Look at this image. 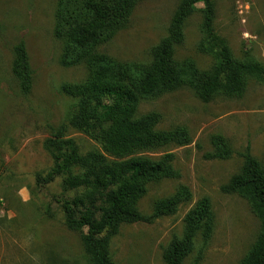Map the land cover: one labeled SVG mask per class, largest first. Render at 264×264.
Listing matches in <instances>:
<instances>
[{"label": "rangeland", "instance_id": "374dc122", "mask_svg": "<svg viewBox=\"0 0 264 264\" xmlns=\"http://www.w3.org/2000/svg\"><path fill=\"white\" fill-rule=\"evenodd\" d=\"M215 33L228 43L237 60L251 57L264 65V0H213ZM181 0H140L128 24L98 48L125 62L148 63L151 49L167 34ZM58 0H0V264H90L82 243L85 229H69L61 201L62 179H42L53 166L45 141L67 122L74 100L62 84L88 76L86 65L60 63L63 42L54 35ZM202 4L186 19L178 61L192 59L200 70L214 63L202 53ZM23 42L32 69V85L24 94L12 73L15 46ZM161 115L158 128L184 126L188 142L151 153L172 155L174 176L151 182L139 200L148 215L159 198L179 196L174 213L151 222L123 223L110 238L113 264H165L163 254L184 231L185 217L196 205L209 203L214 217L210 239L198 237L183 264H240L255 242L260 223L246 199L222 191L244 166V154L264 165V84L250 79L241 96H216L209 102L181 87L143 101L139 113ZM81 153L100 149L85 134L63 131ZM229 144L228 158L215 156L213 137Z\"/></svg>", "mask_w": 264, "mask_h": 264}, {"label": "trees", "instance_id": "16d2710c", "mask_svg": "<svg viewBox=\"0 0 264 264\" xmlns=\"http://www.w3.org/2000/svg\"><path fill=\"white\" fill-rule=\"evenodd\" d=\"M140 0H58L54 35L63 42L60 63L64 67L84 64L87 78L77 84L61 85V92L74 100L67 122L52 131L44 148L53 166L42 179H62V188L71 195L61 206L66 226L85 229L82 243L90 264H113L110 238L123 223L151 222L174 213L179 196L159 198L152 212L143 214L139 200L151 182L174 176L172 155L151 156L164 146L188 142L186 127L161 130L158 112L139 113L140 104L181 87H189L203 102L216 96H241L253 79L264 84V65L248 57L237 60L225 39L214 29L213 0H181L167 34L151 49L148 63L121 62L98 51L116 32L128 24ZM202 4V39L198 49L214 63L200 70L192 59L178 61L175 48L183 41L186 19ZM12 73L24 94L32 85V69L23 42L14 48ZM67 128L81 132L100 149L81 153L76 141L62 134ZM215 156L228 158L231 149L221 136L212 139ZM241 171L222 186L227 194L248 201L259 220L260 230L240 264H264V165L246 150ZM183 234L166 247L165 264H183L200 237L207 242L214 217L205 200L185 217Z\"/></svg>", "mask_w": 264, "mask_h": 264}, {"label": "built area", "instance_id": "2783aa9c", "mask_svg": "<svg viewBox=\"0 0 264 264\" xmlns=\"http://www.w3.org/2000/svg\"><path fill=\"white\" fill-rule=\"evenodd\" d=\"M0 206H1V200H0Z\"/></svg>", "mask_w": 264, "mask_h": 264}]
</instances>
